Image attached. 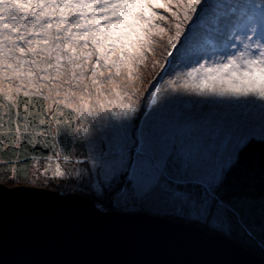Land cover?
<instances>
[{
	"label": "snow or ice",
	"instance_id": "snow-or-ice-1",
	"mask_svg": "<svg viewBox=\"0 0 264 264\" xmlns=\"http://www.w3.org/2000/svg\"><path fill=\"white\" fill-rule=\"evenodd\" d=\"M0 145L9 182L31 162L264 251V0H0Z\"/></svg>",
	"mask_w": 264,
	"mask_h": 264
},
{
	"label": "water",
	"instance_id": "water-1",
	"mask_svg": "<svg viewBox=\"0 0 264 264\" xmlns=\"http://www.w3.org/2000/svg\"><path fill=\"white\" fill-rule=\"evenodd\" d=\"M0 264H264L221 234L77 193L0 183Z\"/></svg>",
	"mask_w": 264,
	"mask_h": 264
},
{
	"label": "trees",
	"instance_id": "trees-1",
	"mask_svg": "<svg viewBox=\"0 0 264 264\" xmlns=\"http://www.w3.org/2000/svg\"><path fill=\"white\" fill-rule=\"evenodd\" d=\"M253 145L255 146L254 148H250V149H246L241 153V166L240 169L235 173L234 178L236 180H239L243 175H246V170L252 166V162L253 159L256 155H258L261 151L262 148L259 144H257L256 141H253ZM71 147V146H69ZM5 146L0 145V151L4 150ZM25 148H27V152L30 155L33 156H38V155H42V154H48V153H43L42 150L37 149L36 151H33L32 147H29L25 144H21L20 145V150L23 151ZM16 149L14 148H9L7 149L8 152L11 151H15ZM0 158H3L2 156H0ZM3 166L0 165V168H2ZM32 170L33 167L31 166V162H30V166L27 168L26 171H20L19 169L17 170L16 174H15V179L16 180L14 182V180H12V182H9L10 177L13 175L11 171H9L7 174H5L3 171H0V183H3L5 185L8 186H15V185H35V186H45L47 188H51L57 191H64L63 193L66 192H72V193H77V194H83V195H88L92 198H94V196L92 195V193H90L88 191L87 188L78 186V185H74L71 183V181H66L64 180V182L60 183L59 180H63V179H59V180H52L51 183H32L30 182L31 180H33L31 178L32 175ZM151 214V213H149ZM155 215V214H154ZM163 217V216H161ZM167 218V217H166ZM181 222V221H179ZM257 233H259V228H257ZM234 241H238L240 242L242 245H244L247 249H249L250 251L256 252L259 255H264V251L261 250L260 247V236L257 234L256 236L253 237L255 243H253L252 241H249L247 239L246 236H244L243 234H237L236 236H234L233 238H231Z\"/></svg>",
	"mask_w": 264,
	"mask_h": 264
},
{
	"label": "rangeland",
	"instance_id": "rangeland-1",
	"mask_svg": "<svg viewBox=\"0 0 264 264\" xmlns=\"http://www.w3.org/2000/svg\"><path fill=\"white\" fill-rule=\"evenodd\" d=\"M149 68H150V64H149ZM145 75L147 76L148 75V73H147V71L145 72ZM184 99L185 100H195V99H199V98H197V97H190V96H184ZM43 165V161H41V166ZM62 167L66 170V171H69V172H71L73 169H75L77 166L73 163V164H63L62 163ZM34 173H35V168L33 167V170H32V175H31V178L33 179V176H34ZM52 180L53 179H48L47 181H45L44 180V177L43 176H41L40 177V181L41 182H39V183H51L52 182ZM55 180H59V179H55ZM64 180L65 179H63V180H59V182L60 183H62V182H64ZM16 180H14V182H15ZM75 185V184H74ZM33 186H35V185H33ZM76 186V185H75ZM37 187H43V188H47V187H45V186H37ZM49 189H51V188H49ZM52 190H54V189H52ZM55 191H57V190H55ZM58 192H60V191H58ZM64 192V191H63ZM62 191L60 192V193H62V194H66V193H72V192H66V193H63ZM82 194V193H81ZM86 196H88V195H86ZM90 197V196H89ZM92 198V197H91ZM94 201H95V198H92ZM105 211H120V212H125V213H147V214H149V213H151V215H154V213H156V212H159V215H157V216H163V217H167V218H169V219H171V220H174V221H181V222H183V223H187V224H191V225H194V226H197V227H199V228H201V229H203V230H205V231H207L208 233H211V234H220L219 232H214V231H210V229H209V226L208 225H203V224H194V223H188V222H185L184 220H181V219H179V218H177V216H175V215H171V214H169V215H165L164 213L165 212H169V213H171L172 212V210L171 209H164V208H157V209H152V210H150V211H147V210H138V209H123V208H111V207H109V208H106V209H104ZM222 235V234H221ZM224 236V235H223ZM237 243H239V244H241L240 242H238L237 241ZM242 245V244H241ZM244 246V245H243ZM253 252V251H252ZM254 253H256V252H254ZM257 254V253H256ZM259 255V254H258ZM259 256H261V257H263L264 258V255L262 256V255H259Z\"/></svg>",
	"mask_w": 264,
	"mask_h": 264
}]
</instances>
